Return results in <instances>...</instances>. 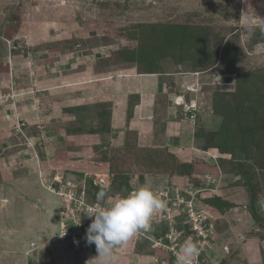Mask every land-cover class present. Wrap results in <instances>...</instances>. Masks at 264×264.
<instances>
[{
    "label": "rangeland",
    "instance_id": "1",
    "mask_svg": "<svg viewBox=\"0 0 264 264\" xmlns=\"http://www.w3.org/2000/svg\"><path fill=\"white\" fill-rule=\"evenodd\" d=\"M250 1L84 0L95 2L88 13L96 16L84 35L30 45L0 38V149L19 143L15 126L36 151L31 162L22 150L21 170H11L16 153L0 150V264H97L85 240L93 214L145 186L166 207L113 250L114 264H175L189 239L200 249L193 264H264V8L261 0L248 11ZM249 17L250 34L240 27ZM135 72L161 84L132 90L126 110L127 94L116 97L109 84ZM193 79L208 113L212 105L230 111L231 93L242 94L240 127L226 112L223 123L231 122L229 144L246 148L203 150L208 141L196 135L191 158L178 138L155 147L153 131L124 128L140 95L136 119L152 114L145 90L154 109L159 87L168 98ZM243 127L250 131L242 135Z\"/></svg>",
    "mask_w": 264,
    "mask_h": 264
},
{
    "label": "crops",
    "instance_id": "2",
    "mask_svg": "<svg viewBox=\"0 0 264 264\" xmlns=\"http://www.w3.org/2000/svg\"><path fill=\"white\" fill-rule=\"evenodd\" d=\"M92 2L93 1H91V3ZM260 2L261 0L250 1L249 4L246 3L245 8L249 11L251 8L254 9V7L247 8L249 7V5L251 6V4L255 3L256 6L260 4ZM91 3L85 4L84 0H0V38L5 39L6 41V37L9 36L6 34H11L13 39H16L15 36L20 37L17 39H21L23 41L28 39L30 45V43L32 44V42H36L37 40L41 41L42 43H52L53 40H55L56 42H60V41L63 42L67 38L72 37L73 33H77V32H79V34L81 33V35H84V32L86 31V25L90 24L89 21L91 22L92 19V23L96 22L95 12H92V16H89L88 13V10L90 11L89 7L95 5V2L94 5H92ZM261 4H262L261 6H263L264 8V0L262 1ZM255 10L257 9L255 8L254 11ZM91 11L93 10L91 9ZM3 43L5 42L3 41ZM3 43L2 45H4ZM141 76H145V77H141ZM119 77L120 79H117V81H110L109 85L114 90V92L117 93L116 97L119 95L127 94L126 110H127V100L129 99L128 97L132 94L129 93L132 92V90H134L136 93L139 94L140 92H138V90H140L139 88L141 86L145 87V84L149 85L150 83V87L155 89L157 85L156 83H159V81L153 83L152 78L154 76L152 75L142 74L137 76L136 72L133 73V75L120 74ZM201 77H203V80H206L204 81L205 83H208L207 76L203 75ZM195 82L196 80L193 79L192 81L190 80V82L188 83L183 82L181 85L178 84V87H176L177 92L173 93L171 96H168V98L165 97L164 94L163 96L160 95L161 94L160 89L162 87H159L158 94L156 97L157 106H155L154 109L151 108L152 99L151 97H149L150 94H147L146 90L145 93L141 90L144 95L145 94L147 95V100L149 99L145 104L148 105L147 108H149L150 111H152V114L147 115L145 118H141L139 120L136 119L137 116L136 112H138L136 110L140 107H143L141 95H140L139 96L140 101L134 107L133 118L131 119L130 122H128L126 116V119L122 123V125L124 124V128L125 126L126 128L127 126H129V130L132 131V129H134V131L136 130L137 133L138 131L141 133L148 132V129L150 130V133L151 131H153L154 134L155 131L158 132L161 136L162 141H157V140H156L157 142L152 141L153 133L151 136L152 138H150L151 139L150 144L152 145L153 142V145L155 147L167 146L169 143H172L174 139L178 138V140H180L181 143L180 146L186 145V148L190 150L189 154L187 155L192 158L193 150L194 152L198 150L197 139H196L198 128L203 127L204 129L207 130L214 128L215 125H220L222 122L221 117L211 116L208 113L209 101L207 99L204 100L203 98L200 97L199 95L200 90L197 88ZM159 84H161V82ZM179 96H187V98L190 99L187 100V102L197 99V103L199 106L198 119L192 121L186 115L184 108L174 103L175 99ZM149 109H147V111H149ZM114 110H115V104L112 105L110 112L114 113ZM133 123L135 124L139 123L140 125L134 127ZM10 128H11L10 131L13 133V135L19 136L20 138L19 143L20 142L21 143L20 144L17 143V145L15 144L14 146V144H11L10 142L11 145L8 143L6 146H3L0 150L1 152L4 151L3 155L5 154V152L6 154H9V152L16 153V155L12 157V159L10 160V162L13 161L14 163L12 167H15L11 170H21L20 167L16 165L19 164L18 162L20 160H21L20 163H22V159L20 158L21 156L20 152L23 150L24 152L22 155H24L27 154L29 150L32 156V158L30 159L31 161L33 159V154H36V151L34 149L35 151L34 153V151L30 149L29 146H26V140H24V138H22L20 134L17 133V128H15V126H13V129L12 127ZM9 134L10 132L7 130V134L5 135H9ZM5 135L3 134V137H5ZM147 135L149 134L147 133ZM1 142L4 143L3 141ZM110 147H112V144H110ZM202 149L205 150L204 148ZM213 149H217V148L214 147L212 148V150ZM81 150L82 148L79 150V152ZM138 150L141 151V153H144V151H142L141 149ZM222 153H226V152L222 151ZM2 165L5 164L1 163L0 165L1 168L3 167ZM32 165H33L32 169L30 170H34L33 167L35 165V162H33ZM103 173H106V171H104Z\"/></svg>",
    "mask_w": 264,
    "mask_h": 264
},
{
    "label": "clouds",
    "instance_id": "3",
    "mask_svg": "<svg viewBox=\"0 0 264 264\" xmlns=\"http://www.w3.org/2000/svg\"><path fill=\"white\" fill-rule=\"evenodd\" d=\"M240 27L242 31L249 34L254 31L250 17ZM187 100H190L187 96H179L174 103L182 106L186 110V115L195 121L198 119L199 112L197 99L189 102ZM192 115H195V118H192ZM100 176L107 180L110 179L107 173ZM106 195V191L101 189L97 193V200H105ZM165 207V201L157 198L153 190L145 186L118 198H112L109 206L98 208L93 214L94 219L87 228L85 236L88 245L95 244L96 246L97 264H114L113 250L126 244L142 231L150 229L153 216ZM191 221L194 223V219ZM196 222L199 221L196 220ZM194 230L197 231L199 237H203L199 228L195 227ZM199 255L198 245L190 239L185 240L176 254L175 264H193Z\"/></svg>",
    "mask_w": 264,
    "mask_h": 264
},
{
    "label": "trees",
    "instance_id": "4",
    "mask_svg": "<svg viewBox=\"0 0 264 264\" xmlns=\"http://www.w3.org/2000/svg\"><path fill=\"white\" fill-rule=\"evenodd\" d=\"M256 1H258V0H256ZM247 8H250V7H247ZM199 59H201V57H199ZM241 95L242 94H240L238 91L236 92V90L231 93L230 99L232 101V107H231L230 111H227V110L224 111L223 108L219 109L216 106L212 105V113H209V114L211 116H216V117L222 118L223 112L224 113L226 112L225 115H227V117L229 116L230 121L232 120V118L234 119V121H237V126L239 128L241 123H242V121H241L242 117L240 116V113H241L240 109L242 108L241 107L242 103L240 102V100H241L240 96ZM227 112H228V114H227ZM224 120L225 119L223 117L222 123ZM222 123H221V127L219 128V130L215 131V132L206 131L203 127L198 128L197 137L198 138L205 137L208 141V144L204 146V149L207 150L209 148L215 147V148H217L223 152L232 153V152H235V150L237 148H242V149L246 148L245 144L241 141L238 142L237 139L234 141L233 144H229V137H230L229 132L232 130L230 128L231 122H228L226 124H225V122L223 124ZM249 131L250 130L248 128L243 127L242 135L244 134V132H249ZM250 134H252V133H250ZM242 135H241V137H242ZM260 149L261 148H260V144H259V151H260ZM121 187H127V182L123 181Z\"/></svg>",
    "mask_w": 264,
    "mask_h": 264
},
{
    "label": "built area",
    "instance_id": "5",
    "mask_svg": "<svg viewBox=\"0 0 264 264\" xmlns=\"http://www.w3.org/2000/svg\"><path fill=\"white\" fill-rule=\"evenodd\" d=\"M191 117H192V118H195V115H192Z\"/></svg>",
    "mask_w": 264,
    "mask_h": 264
},
{
    "label": "bare ground",
    "instance_id": "6",
    "mask_svg": "<svg viewBox=\"0 0 264 264\" xmlns=\"http://www.w3.org/2000/svg\"><path fill=\"white\" fill-rule=\"evenodd\" d=\"M2 205V204H1Z\"/></svg>",
    "mask_w": 264,
    "mask_h": 264
}]
</instances>
